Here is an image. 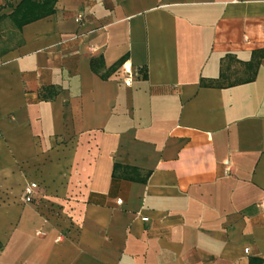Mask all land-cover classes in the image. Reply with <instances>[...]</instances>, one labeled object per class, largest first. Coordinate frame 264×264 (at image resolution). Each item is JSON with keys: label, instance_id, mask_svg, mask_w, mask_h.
Instances as JSON below:
<instances>
[{"label": "crops", "instance_id": "obj_1", "mask_svg": "<svg viewBox=\"0 0 264 264\" xmlns=\"http://www.w3.org/2000/svg\"><path fill=\"white\" fill-rule=\"evenodd\" d=\"M21 1L0 264H264V0H54L19 30Z\"/></svg>", "mask_w": 264, "mask_h": 264}, {"label": "trees", "instance_id": "obj_2", "mask_svg": "<svg viewBox=\"0 0 264 264\" xmlns=\"http://www.w3.org/2000/svg\"><path fill=\"white\" fill-rule=\"evenodd\" d=\"M53 5L54 0H43L38 4L33 0H22L8 18L20 30L22 26L50 15Z\"/></svg>", "mask_w": 264, "mask_h": 264}, {"label": "built area", "instance_id": "obj_3", "mask_svg": "<svg viewBox=\"0 0 264 264\" xmlns=\"http://www.w3.org/2000/svg\"><path fill=\"white\" fill-rule=\"evenodd\" d=\"M80 20H81V17L79 16V17H77L76 22H79ZM121 70L123 73V84H124V86L130 87L133 77L137 76V75L135 73H133L129 67L126 68L125 64L122 65ZM35 188H36V184H34V183H31L25 187L24 192H23L25 202L28 203L31 201L32 192ZM117 203L120 204V201H117ZM244 253L247 254L248 249H245Z\"/></svg>", "mask_w": 264, "mask_h": 264}, {"label": "rangeland", "instance_id": "obj_4", "mask_svg": "<svg viewBox=\"0 0 264 264\" xmlns=\"http://www.w3.org/2000/svg\"><path fill=\"white\" fill-rule=\"evenodd\" d=\"M6 25V24H5ZM5 25H3L5 27Z\"/></svg>", "mask_w": 264, "mask_h": 264}]
</instances>
